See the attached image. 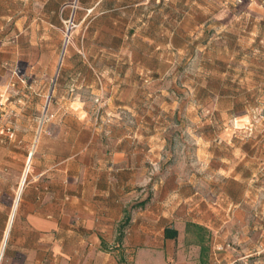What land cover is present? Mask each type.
<instances>
[{
    "label": "rangeland",
    "instance_id": "1",
    "mask_svg": "<svg viewBox=\"0 0 264 264\" xmlns=\"http://www.w3.org/2000/svg\"><path fill=\"white\" fill-rule=\"evenodd\" d=\"M94 1L47 0L0 33V248L46 146L64 155L93 122L132 123L134 103L164 136L140 154L138 190L166 177L214 209L211 264H264V0ZM147 13H169L172 33L143 34ZM132 82L138 97L110 96Z\"/></svg>",
    "mask_w": 264,
    "mask_h": 264
},
{
    "label": "crops",
    "instance_id": "2",
    "mask_svg": "<svg viewBox=\"0 0 264 264\" xmlns=\"http://www.w3.org/2000/svg\"><path fill=\"white\" fill-rule=\"evenodd\" d=\"M101 2L105 0H95L93 8ZM46 3L0 0V33L12 32L22 19L26 27L34 25L32 20L45 17ZM105 11L103 7L100 13ZM149 13L138 24L143 34L149 36L157 29L172 33L169 13L159 19ZM132 86L133 82L129 89L112 86L110 96L125 98ZM122 107L134 117L132 123L101 128L93 122L86 139L64 155L46 146L52 164L29 181L15 214L16 202L13 205L5 224L0 264L212 263L214 232L219 225L214 209L192 202L184 187L170 185L166 177L138 190V176L151 178L148 174L152 172L138 168L144 160L140 154L151 159L149 147L155 139L164 140L157 132L163 124L158 127L150 118L138 120L134 103ZM47 135L48 141L54 137ZM139 145H147L146 152L138 150ZM166 231L176 234L166 235Z\"/></svg>",
    "mask_w": 264,
    "mask_h": 264
},
{
    "label": "trees",
    "instance_id": "3",
    "mask_svg": "<svg viewBox=\"0 0 264 264\" xmlns=\"http://www.w3.org/2000/svg\"><path fill=\"white\" fill-rule=\"evenodd\" d=\"M143 203V202H142ZM176 234V232L175 231H173V233L172 234H169V233H167V231H166V235H172V236H174Z\"/></svg>",
    "mask_w": 264,
    "mask_h": 264
}]
</instances>
